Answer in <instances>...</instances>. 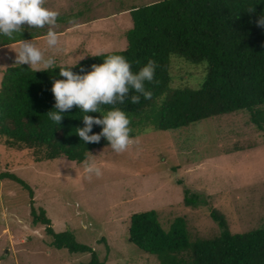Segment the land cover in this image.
Here are the masks:
<instances>
[{
    "label": "rangeland",
    "instance_id": "374dc122",
    "mask_svg": "<svg viewBox=\"0 0 264 264\" xmlns=\"http://www.w3.org/2000/svg\"><path fill=\"white\" fill-rule=\"evenodd\" d=\"M157 1L161 0H46L45 7L59 13L55 29L59 45L49 48L45 38L39 49L55 60L53 66L68 67L95 54L123 51L126 33L133 27L130 10ZM41 30L46 34L47 28ZM13 50L18 48L0 51V87L7 69L16 66ZM204 66L174 56L171 86L200 88L206 78ZM137 137L139 145L123 153H115L110 145L92 153L102 170L99 177L90 176L74 161L48 160L33 149L10 148L0 138V175L15 174L25 181L34 191L35 209L47 212L54 230L73 232L77 242L93 248L105 264H159L130 242L131 217L144 212L157 211L166 230L184 216L193 240L220 233L213 210L226 217L234 233L264 226V130L253 125L249 112L174 131L148 127ZM186 188L206 203L186 207ZM51 240L45 225L33 224L29 192L1 177L0 264L92 260L90 253L52 247Z\"/></svg>",
    "mask_w": 264,
    "mask_h": 264
},
{
    "label": "trees",
    "instance_id": "16d2710c",
    "mask_svg": "<svg viewBox=\"0 0 264 264\" xmlns=\"http://www.w3.org/2000/svg\"><path fill=\"white\" fill-rule=\"evenodd\" d=\"M130 13L133 27L126 33L125 50L90 56L70 70L84 75L109 55L125 57L134 73L149 60L155 61L154 81L145 82L151 99L141 95L139 103L129 99L115 105L130 119L132 137L148 127L174 131L239 111L249 112L253 125L264 130V27L257 24L264 16V0H161ZM174 56L193 65L207 64L200 88L171 86ZM61 67L68 68L58 65L36 72L25 64L7 69L0 87V138L13 149H33L48 160L65 158L82 165L88 151L92 154L109 143L101 138L99 143L86 144L76 135V129L85 126L82 117L86 114L76 106L62 113L60 125L47 115L55 110L53 81L65 79L59 75ZM112 107L101 106L104 112ZM89 115L102 118L100 113ZM101 131V126L93 125L89 135ZM1 177L29 192L33 224L46 226L52 247L90 253L88 264H105L93 248L77 242L73 232L54 230L47 212L35 209L34 191L25 181L15 174ZM205 203L200 194L184 190L186 207ZM211 216L220 233L193 240L184 216L175 218L166 230L157 211L136 214L131 217L130 242L155 256L159 264H264V226L234 233L222 213L213 210Z\"/></svg>",
    "mask_w": 264,
    "mask_h": 264
},
{
    "label": "clouds",
    "instance_id": "9594fccd",
    "mask_svg": "<svg viewBox=\"0 0 264 264\" xmlns=\"http://www.w3.org/2000/svg\"><path fill=\"white\" fill-rule=\"evenodd\" d=\"M46 0H0V35L14 38L20 33L22 26L27 24L30 28H47L46 43L49 48L59 45L57 18L59 13L45 7ZM255 11V10H254ZM250 10L251 12H254ZM69 23H75L70 20ZM259 27H264V16L258 22ZM16 53V65H29L31 69L46 71L55 63L51 57L46 58L44 52L35 46L34 42L19 41ZM39 66V67H38ZM72 67H61L59 75L65 79H55L51 91L55 97L53 111L47 113L49 118L60 125L64 119L62 113L69 111L73 106L78 107L83 113V128L76 129L81 140L88 143H99L105 138L110 149L115 153H123L132 146L139 145V138L130 135V119L117 104L126 100L136 104L140 102L141 95L151 99L152 92L146 90L145 82L154 81L156 63L149 60L138 72L131 70V64L121 55H109L100 65H92V70L84 75L74 74ZM84 69H81L83 72ZM138 93L130 94V93ZM102 105L113 106L106 112ZM89 113H100L102 118H94ZM93 125L102 127L99 134L92 133ZM94 155L89 151L82 162L84 171L90 176L102 175L101 168L97 165Z\"/></svg>",
    "mask_w": 264,
    "mask_h": 264
},
{
    "label": "crops",
    "instance_id": "0c3cea01",
    "mask_svg": "<svg viewBox=\"0 0 264 264\" xmlns=\"http://www.w3.org/2000/svg\"><path fill=\"white\" fill-rule=\"evenodd\" d=\"M22 27L24 29H22V31L18 35H16L13 39H9L8 37L3 39L1 38L2 36L0 35V51L4 50L5 48H11V47L19 48V41H21L22 39L29 42L33 41L35 46L38 48L39 46L44 47L42 42L45 39L46 34L43 32V30L38 28L36 32L31 31L30 27L27 24L23 25ZM38 33H42V34H38ZM40 41L41 43L39 44ZM43 52L45 54V51Z\"/></svg>",
    "mask_w": 264,
    "mask_h": 264
}]
</instances>
